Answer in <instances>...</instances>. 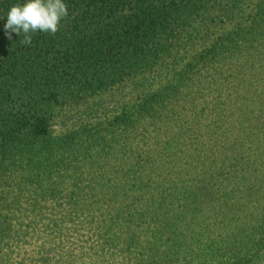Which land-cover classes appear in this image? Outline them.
<instances>
[{"label":"rangeland","instance_id":"rangeland-1","mask_svg":"<svg viewBox=\"0 0 264 264\" xmlns=\"http://www.w3.org/2000/svg\"><path fill=\"white\" fill-rule=\"evenodd\" d=\"M256 2L216 0L167 65L62 104L45 140L2 145L0 264H264V160L238 162L264 141L249 139L231 164L198 162L217 132L222 84L182 86L153 112L136 100L164 90Z\"/></svg>","mask_w":264,"mask_h":264},{"label":"trees","instance_id":"trees-1","mask_svg":"<svg viewBox=\"0 0 264 264\" xmlns=\"http://www.w3.org/2000/svg\"><path fill=\"white\" fill-rule=\"evenodd\" d=\"M215 1L65 0L68 15L58 31L32 33L26 45L23 34L9 39L3 27L8 11L21 0H0V149L20 139H47L62 104L79 103L167 65ZM219 29L173 72L164 90L136 100L153 112L167 106L182 86L201 93L214 82L222 84L223 102L211 109L217 132L198 162L221 159L227 165L249 139L264 141V0H257L250 18ZM132 116L125 113L126 119ZM257 122L262 129L240 128ZM248 152V161L244 155L238 162L264 160L263 147L251 146Z\"/></svg>","mask_w":264,"mask_h":264},{"label":"clouds","instance_id":"clouds-1","mask_svg":"<svg viewBox=\"0 0 264 264\" xmlns=\"http://www.w3.org/2000/svg\"><path fill=\"white\" fill-rule=\"evenodd\" d=\"M68 15L65 0H21L7 13L3 25L5 35L11 39L12 33L21 36L22 44H31L32 33L37 31L55 34L59 24Z\"/></svg>","mask_w":264,"mask_h":264}]
</instances>
